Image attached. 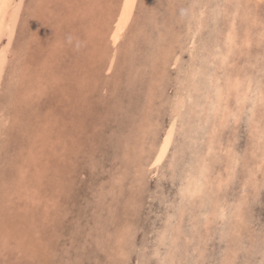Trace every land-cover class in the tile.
Returning a JSON list of instances; mask_svg holds the SVG:
<instances>
[{"label": "rangeland", "instance_id": "obj_1", "mask_svg": "<svg viewBox=\"0 0 264 264\" xmlns=\"http://www.w3.org/2000/svg\"><path fill=\"white\" fill-rule=\"evenodd\" d=\"M127 1L24 0L0 88V264H264V0H133L116 45Z\"/></svg>", "mask_w": 264, "mask_h": 264}, {"label": "bare ground", "instance_id": "obj_2", "mask_svg": "<svg viewBox=\"0 0 264 264\" xmlns=\"http://www.w3.org/2000/svg\"><path fill=\"white\" fill-rule=\"evenodd\" d=\"M133 0H128L127 1V8H126V13H123V15H122V17H120L121 19H120V26H119V28H118V30H117V33H116V38H115V41H114V43L117 45V44H119L120 43V39H121V37H122V35L124 34V31H125V29H126V26H127V22H128V19H129V17H130V12L129 11H127V10H129L130 9V4H131V2H132ZM199 1V0H198ZM163 2V1H162ZM23 4H24V0H0V49H3L1 52H0V88H2L1 86H2V81H3V76H4V71H5V69H6V66H7V63H8V59H9V56L11 55V52L13 51H11V49H12V43H13V40H14V37H15V26H16V24H17V22H18V18H19V15H20V10H21V8H22V6H23ZM240 4V3H239ZM244 4V3H243ZM159 5V4H158ZM230 5H232V4H230ZM193 7V6H192ZM205 8V7H204ZM228 8V7H227ZM31 9H33V8H31ZM214 9V8H213ZM125 10V9H124ZM222 10V9H221ZM220 10V11H221ZM26 12V11H25ZM224 12V11H223ZM248 12V11H247ZM202 13V12H201ZM254 13V12H253ZM23 14V13H22ZM203 14V13H202ZM233 14V13H232ZM32 15V14H31ZM230 16V15H229ZM241 17V16H240ZM24 18V17H23ZM39 18V17H38ZM197 18V17H196ZM247 19V18H246ZM36 20V19H35ZM39 20V19H38ZM229 21V20H228ZM231 21V20H230ZM229 21V22H230ZM234 21V20H233ZM25 22V21H24ZM231 23V22H230ZM31 24V23H30ZM23 25V24H22ZM115 25V24H114ZM231 25V24H230ZM234 25V24H233ZM233 25H231V26H233ZM252 25V24H251ZM30 26V25H29ZM116 26V25H115ZM198 26V25H197ZM202 26V25H201ZM32 27H34V26H32ZM19 28V27H18ZM202 28V27H201ZM222 28V27H221ZM21 29V28H20ZM23 29V28H22ZM35 31H36V29L35 28H33ZM27 30V29H26ZM34 30H33V32H34ZM115 30H116V28H115ZM199 30V29H198ZM226 30V29H225ZM238 30V29H237ZM244 31V30H243ZM126 32V31H125ZM241 33V32H240ZM27 34V33H26ZM35 34H38V33H35ZM17 35V34H16ZM5 36H8L7 37V41H6V44H4L3 43V41H4V39L6 38ZM19 36V35H18ZM112 36V35H111ZM195 36V35H194ZM37 37V36H36ZM239 37V36H238ZM245 37V36H244ZM33 38V37H32ZM226 38V37H225ZM19 39V38H18ZM23 39H24V37H23ZM39 39V38H38ZM192 39V38H191ZM227 41H228V45H226V46H228L229 48H228V52H226L225 54L223 53L222 54V57L220 56V55H218L217 54V56L218 57H221V59L223 58L224 59V61H220L222 64H224V62L226 61V60H228L227 58L229 57V55L232 53V50H233V48H234V46H233V43H234V39H235V36H234V26L233 27H231V29L229 30V31H227ZM18 41V40H17ZM17 41H15V42H17ZM20 41V40H19ZM221 41V40H220ZM226 41V40H225ZM113 42V41H112ZM18 43V42H17ZM226 43V42H225ZM238 43V42H237ZM249 43V42H248ZM26 44V43H25ZM235 44V43H234ZM245 44V43H244ZM250 44V43H249ZM3 45V46H2ZM35 45V44H34ZM15 46V45H14ZM222 46V45H221ZM252 47V46H251ZM163 49V48H162ZM168 50V49H167ZM241 50V49H240ZM221 51V49H219V52ZM225 51V50H224ZM167 52H169V51H167ZM246 52V51H245ZM170 53V52H169ZM169 53H167V54H169ZM217 53V52H216ZM236 53V52H235ZM24 55V54H23ZM214 55H216V54H214ZM235 55V54H234ZM29 56V55H28ZM163 56V55H162ZM165 56H167V58L170 56V54L169 55H165ZM212 56V55H211ZM217 56H215V57H217ZM37 57V56H36ZM213 57V56H212ZM211 57V59L213 60V58ZM218 57H217V59H218ZM115 58V57H114ZM162 58V57H161ZM165 58V57H164ZM170 58V57H169ZM238 58V57H237ZM210 59V60H211ZM51 60V59H50ZM114 60V59H113ZM164 60V59H163ZM169 60V59H168ZM209 59H208V62L210 61ZM166 61V59L164 60V62ZM27 62H28V60H27ZM32 62V61H31ZM36 61H34V63H35ZM50 62V61H49ZM48 62V63H49ZM161 62H162V60H161ZM159 63V65L158 66H160V64H164L163 62L162 63ZM168 61H166L165 63H167ZM211 62V61H210ZM215 62V61H214ZM218 62H219V59H218ZM196 63V62H195ZM221 63H220V65L218 66V65H216V66H218L217 68H219V70L220 69H222V68H224V67H221L220 68V66H221ZM231 63V62H230ZM248 63V62H247ZM25 64V63H24ZM154 64V63H153ZM156 64V63H155ZM214 64V63H213ZM227 64V63H226ZM233 64V63H232ZM26 65H28L29 66V63H26ZM157 65V64H156ZM155 65V66H156ZM212 65V64H211ZM225 65V64H224ZM36 66V65H35ZM162 66V65H161ZM164 66V65H163ZM162 66V67H163ZM192 66V65H191ZM251 66V65H250ZM165 67V66H164ZM195 67V66H194ZM233 67V66H232ZM159 68V67H158ZM243 68V67H242ZM40 69H41V66H40ZM161 69V68H160ZM7 70V69H6ZM37 70V69H36ZM46 70V69H45ZM44 70V71H45ZM156 70H158L157 68H156ZM162 70V69H161ZM215 70V69H214ZM8 71V70H7ZM27 71V70H26ZM236 71V70H235ZM24 72V71H23ZM165 72V71H164ZM19 73V72H18ZM39 73V72H38ZM198 73H199V71H198ZM217 73V72H216ZM25 74V73H24ZM35 74H37V73H35ZM42 74H44V73H42ZM153 75H154V73H152ZM204 74V73H203ZM202 74V75H203ZM6 75V74H5ZM196 75V74H195ZM195 75H193V76H195ZM214 75V73L213 74H211V75H208V77L211 79V80H213V76ZM218 75V74H217ZM252 75V74H251ZM11 76V75H10ZM27 76V75H26ZM16 77V76H15ZM19 77V78H18ZM17 78H18V80L20 79V75L18 76ZM38 77V76H37ZM156 77V76H155ZM158 77V76H157ZM222 77V76H221ZM234 77V76H233ZM25 78V77H24ZM23 78V79H24ZM215 78H217L216 79V81L217 82H219V78L216 76ZM214 78V79H215ZM230 78V77H229ZM228 77H227V79H226V81H225V83L228 81V79H229ZM14 79H16V78H14ZM33 79H35V78H33ZM47 79V78H46ZM232 79H233V81H232ZM48 80V79H47ZM210 80V81H211ZM231 82H230V84H228V85H225V86H228V88L227 89H223L224 87H220V86H215L216 88L217 87H220V88H218V89H216L214 86V88L216 89V90H218V92L216 93V97H217V99H215V101H214V103H215V105H216V107L217 108H221L222 106V103L223 102H225L226 101V99L224 100V97L226 96V93L228 92V91H230L231 89H233V88H235L236 87V90L237 91H240L241 90V82H242V80H241V78L239 77V76H235L234 78H230L229 79ZM21 79H20V83H21ZM37 81V80H36ZM35 81V82H36ZM39 81V80H38ZM207 81V80H206ZM215 81V80H214ZM262 81V80H261ZM24 82V81H23ZM213 81H211L210 83H212ZM263 82V81H262ZM259 83V82H258ZM214 84H216L215 82H214ZM219 85H220V83H218ZM213 85V84H212ZM248 86L246 87L247 88V91L250 89V85L249 84H247ZM210 86V85H209ZM263 87V86H262ZM11 88V87H10ZM205 88V87H204ZM243 88V87H242ZM246 88L244 89V91H246ZM206 89V88H205ZM10 90V89H9ZM251 90V89H250ZM256 90V89H255ZM29 91V90H28ZM32 91H33V89H32ZM31 91V92H32ZM202 91V90H201ZM203 92V91H202ZM264 92V91H263ZM13 93V92H12ZM11 93V94H12ZM207 93V92H206ZM211 93H213V90H212V92ZM25 94V93H24ZM31 93H29V95H30ZM214 94V93H213ZM229 94V93H228ZM1 95V94H0ZM23 95V94H22ZM11 96V95H10ZM31 96V95H30ZM37 96V95H36ZM236 96V95H235ZM14 97V96H13ZM178 97H180V96H178ZM206 97V96H205ZM208 97V96H207ZM247 97V95L245 94L244 95V99H242L243 101H247L245 98ZM185 98H188L189 99V97H185ZM208 98H210V100H212L213 98L210 96V97H208ZM212 98V99H211ZM179 99V98H178ZM181 99H183V100H181ZM180 100H179V104H180V109H181V107L183 108L185 105H184V103H186L185 101H184V98H181ZM12 100V99H11ZM13 100H15V99H13ZM12 100V101H13ZM18 100V99H17ZM224 100V101H223ZM241 100V101H242ZM14 102V101H13ZM212 102V101H211ZM263 102V101H262ZM8 104V103H7ZM243 104V103H242ZM184 105V106H183ZM189 105H191V104H189ZM214 105V104H213ZM245 105H247V104H245ZM244 105V106H245ZM262 105V104H261ZM258 106V105H257ZM195 107V106H194ZM216 107H214V109L216 108ZM3 108V107H2ZM9 108V107H8ZM202 108V107H201ZM228 108V107H227ZM190 109V108H189ZM204 109V108H203ZM235 109V108H234ZM243 109V108H242ZM258 109V108H257ZM221 110H223V109H221ZM220 110V111H221ZM178 111H180V110H178ZM224 111V110H223ZM233 111V110H232ZM215 112H216V110H215ZM191 113V112H190ZM217 113V112H216ZM218 113H219V111H218ZM223 114V113H222ZM235 114V113H234ZM252 114V113H251ZM189 116V115H188ZM219 116V115H218ZM225 116H226V114H225ZM225 116H223L224 117V119L226 118ZM232 116V115H231ZM230 116V117H231ZM207 117V116H206ZM215 117H216V115H215ZM221 118V117H220ZM178 119V118H177ZM224 119H221V120H223L224 121ZM240 119V118H239ZM239 121V120H238ZM226 122V121H225ZM235 122H236V120H235ZM252 122V121H251ZM9 123V118H8V116H4L3 117V120L0 122V137L1 136H3L4 135V133H5V131H6V126H7V124ZM206 123V122H205ZM208 123V122H207ZM224 123V122H223ZM182 124V123H181ZM215 124V123H214ZM209 125H210V122H209ZM221 125H224V124H222L221 123ZM262 125V124H261ZM208 126V125H207ZM226 126V125H225ZM222 127V126H221ZM227 127V126H226ZM6 128V129H5ZM206 128V127H205ZM204 129V128H203ZM215 129V128H214ZM260 129V128H259ZM217 130V129H216ZM173 131H174V125H172V130L171 131H169L168 133H167V136L165 137V140L162 142V144H161V147L159 148V150H158V153H157V155L155 156V159H154V162L155 163H160V162H162L163 161V159L165 158V156H166V154H167V150H168V143L169 142H171V139H172V136H173ZM222 131V130H221ZM213 134V133H212ZM215 135V134H214ZM260 136V135H259ZM206 146V145H205ZM232 146V145H231ZM216 147V146H215ZM208 149V148H207ZM227 150V149H226ZM220 152V151H219ZM227 152V151H226ZM229 152V151H228ZM235 152V151H234ZM213 154V153H212ZM229 155V154H228ZM199 156V155H198ZM215 156V155H214ZM228 157V156H227ZM232 157V156H231ZM234 157V156H233ZM240 158V157H239ZM229 159V158H228ZM257 159V158H256ZM215 160V159H214ZM230 160V159H229ZM235 160V159H234ZM236 161V160H235ZM234 161V162H235ZM228 162V161H227ZM214 163V162H213ZM229 163V162H228ZM227 163V164H228ZM226 164V165H227ZM258 164V163H257ZM229 165V164H228ZM237 165V164H236ZM202 166V165H201ZM205 166V165H204ZM200 167V166H199ZM256 168V167H255ZM234 169V168H233ZM254 169V168H253ZM262 169V168H261ZM200 170H202V169H200ZM209 170V169H208ZM207 170V171H208ZM199 171V170H198ZM203 172H204V170L203 171H201V173H202V175H205V174H203ZM200 174V173H199ZM254 174H255V171H254ZM190 175V174H189ZM192 175V174H191ZM197 175H198V173H197ZM207 175V174H206ZM211 177V176H210ZM233 178V177H232ZM190 179V178H189ZM188 179V180H189ZM200 179H202L201 178V175H200V178H199V180ZM204 179V178H203ZM203 179H202V181H203ZM206 179V178H205ZM224 179V178H223ZM254 179V178H253ZM191 180V179H190ZM197 180L198 179H196V182H192L190 185H189V187H188V191H190V193H191V195L190 196H192V193H195V192H198L199 191V189L201 188L200 186H198V183H199V181L197 182ZM226 180V179H225ZM218 182V181H217ZM219 183H221V181L219 182ZM189 184V183H188ZM202 186V185H201ZM220 186V185H219ZM187 187V186H186ZM200 187V188H199ZM1 188V187H0ZM204 188V187H203ZM186 189V188H185ZM220 190V189H219ZM218 190V191H219ZM186 191V190H185ZM211 192V191H210ZM221 193V192H220ZM189 194V193H188ZM198 194V193H197ZM198 195H200V194H198ZM189 196V197H190ZM191 198V197H190ZM204 200V199H203ZM237 201V200H236ZM196 202V201H195ZM220 205V204H219ZM218 207V206H217ZM223 207V206H222ZM221 207V208H222ZM215 208V207H214ZM220 208V207H219ZM222 209H224V207L222 208ZM215 210V209H214ZM219 212H220V210H219ZM204 214V213H203ZM214 214H215V212H214ZM182 220V219H181ZM180 221V220H179ZM197 221V220H196ZM205 223V222H204ZM176 226V225H175Z\"/></svg>", "mask_w": 264, "mask_h": 264}]
</instances>
